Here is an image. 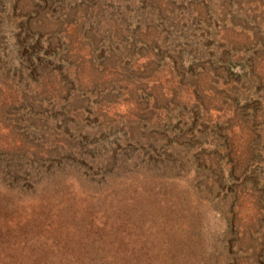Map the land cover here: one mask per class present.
I'll return each mask as SVG.
<instances>
[{
    "label": "rangeland",
    "instance_id": "obj_1",
    "mask_svg": "<svg viewBox=\"0 0 264 264\" xmlns=\"http://www.w3.org/2000/svg\"><path fill=\"white\" fill-rule=\"evenodd\" d=\"M96 28L109 37L107 42L119 38V48L134 54L124 63L127 69H116L117 54L100 64L104 53L95 49L105 39L89 44ZM158 36L162 49L154 41ZM180 51L194 64L189 72L210 71V86L204 76L200 81L194 74L186 77L193 88L183 99L193 114L180 122H158L147 104L162 93L161 77H171L170 57L176 61L174 70L180 68ZM226 65L232 66L227 74ZM223 72L231 88L238 82L258 86L261 103L258 99L253 107L254 120L247 118L248 107L237 106L234 115L225 106L232 100L229 86L222 93L214 89V75ZM251 73L258 74L260 85L252 78L246 81ZM113 78L121 81L110 87ZM249 139L260 141L262 165L248 163ZM232 145L236 156L228 152ZM237 156L246 169L234 171ZM167 160L181 170L168 171L173 165ZM155 165L166 171L150 172L148 167ZM2 167L23 173L54 167L72 182L68 190L60 188L58 198L69 194L68 202L79 203L98 190L89 182L114 173L111 189L129 196L130 205L113 197L76 212L69 203L62 218L84 223L94 216L133 219L135 229L145 234L150 219L181 216L188 230L194 226L195 246L189 232L176 234L185 247L168 251L167 260L186 264L187 259L177 261L186 251L192 264H264V224L254 221L264 189L253 180L256 176L250 178L264 171V0H0ZM142 174L180 175L174 202L157 203L147 191L151 187L141 184ZM126 176L129 180L121 184ZM48 188L55 193L54 185ZM71 235H85L77 249L86 254L113 252L108 241L93 243L92 235L103 238L100 231L87 234L75 228Z\"/></svg>",
    "mask_w": 264,
    "mask_h": 264
},
{
    "label": "trees",
    "instance_id": "obj_2",
    "mask_svg": "<svg viewBox=\"0 0 264 264\" xmlns=\"http://www.w3.org/2000/svg\"><path fill=\"white\" fill-rule=\"evenodd\" d=\"M94 28L95 26L93 29ZM97 29L98 28L95 30L97 32H93L94 39H89V44L95 45L93 43L94 40H106H104V43L102 41V44L95 49L97 53L98 51H103L104 53V58L101 60L100 64L103 63L104 65L109 57L117 54L119 55V61L115 62V64H118L120 67L116 69H120L121 67L127 69L126 64L130 63L128 60H132L134 54H132L130 50L119 48V38L107 42L109 37H106L105 33L103 35V32L100 35ZM162 39L163 37L158 36L154 40L155 44L160 46V49H162L160 43ZM119 49L122 52L121 54L118 53ZM171 50L169 51L170 54ZM177 57L181 58L180 61L177 60L178 65H180L177 72L181 71V76H178L177 72L174 70L176 65L175 58L168 57L173 64L167 69L168 75L171 77H161L164 84L162 93H156L153 103L147 104V107L151 108L149 112L154 113L153 117H156L158 122H162L161 118L169 122H175L177 120L180 122L184 117L193 114L187 109L189 103L185 102V99H183V95L186 96L187 90L193 88V85H189V79H191L192 74H194L193 79L198 81L204 76L207 81L205 84H208L209 80H211L209 75L210 71L205 69V67L189 72L194 64L190 61L191 59L189 60L183 55L182 51H180ZM199 64L203 66V62ZM88 65L92 73H95V71H93L95 68L91 64V59ZM226 67L227 68L224 70L227 74V69L229 72L232 66L226 65ZM249 75L246 81L252 78L251 80L257 81L254 85L257 83H259L257 85L261 84L258 81V74L251 73ZM186 77H189V79ZM113 80L114 81L108 83L110 87L121 81V79L115 78H113ZM216 81L218 82L217 84L215 83ZM99 82H101V80H99ZM212 84H216L214 89L219 90V93L224 92L226 87L229 86L226 82L224 72L221 76L214 75ZM221 84L225 86L224 89L218 87ZM146 85L148 84L146 83ZM257 87L258 86L247 87L246 83L241 85L240 82L235 83L234 88L232 87L233 89L229 86L227 88L228 91L232 90L233 92L229 95L232 97V100H226V102H230L231 104L225 103V106L233 108V110H235V112H233L234 115H236V109L239 110L237 106L242 105L243 108L248 107L250 108L247 110L249 116L247 117L246 114V117L251 119L250 121H252V118L254 120L257 115V109L255 110L253 107L258 103L259 99ZM155 89L157 90L158 88ZM140 100H142V98H140ZM259 103H261V99H259ZM218 112L220 111L218 110ZM248 142V150L251 153V155H248V163L262 165V163L259 162L261 160L260 141L257 142L249 139ZM228 152L232 154V156H236L238 150L232 145ZM171 155L176 159L175 162H178L175 153ZM241 159L242 157L237 156L234 162L231 163L234 167V171L238 170L240 167H242V170L243 168L246 169ZM167 161L169 164L173 165L171 169L167 168L168 171L171 170L172 172H176L181 170L177 169L178 165L176 166L173 161ZM116 166L117 164L112 165L113 169L111 171L114 173ZM126 166L130 169V166ZM148 169L149 171H161L162 173L166 171V168L162 167H160L159 171L156 165L148 167ZM52 170H54V167L45 173L33 169H31V171L27 170V173H23L18 169L0 168V264H175V261H172V263L170 260L166 259V257H168L166 254L168 251L174 252L175 249L181 251L183 242L176 234L183 236L185 233L189 232L186 236H188L190 240L193 239V246H195L196 235L194 226L193 224L189 225L191 230H188L187 224L179 220L181 216L174 220L167 218L159 220L150 219L151 223L146 228L147 232L145 234L135 229L136 226L133 224V219H119L118 217L116 219H107V216L106 219H96L97 217L94 216V219H88L87 223H84L83 219L64 220L62 216L63 213L66 212L69 203L73 205V210L76 209V212H86L88 209L87 207L93 204L98 205L106 201V199L114 201V199H112L113 197L117 200L118 204L130 205L132 202L125 193L119 194L117 189H111V179L109 180V178H113L112 176L114 173H110L108 176L103 175L100 182H89L88 186L96 184L98 190L94 191L86 200L81 201V203L68 202L69 194L61 198H58L57 194L62 186L68 190L72 185L71 178L62 171ZM259 174L260 175H258V172H255L250 175V178L256 176L253 180H255L258 186L261 185L262 188L260 189H264V171L262 170ZM228 175L232 177L231 172ZM129 177L130 176H126L121 184L125 181L127 182ZM170 177L171 178H168L166 174L152 177H150L149 174L138 176V178L142 179L141 184L144 187L147 184L151 187L147 189V191L155 194L157 203L162 206L174 202L173 200L176 198L174 190L180 187V183L182 182V177H180V175L172 174ZM52 185L55 187V193L51 195L49 194L48 187ZM80 188L91 189L92 187L80 185ZM40 189L42 190L40 191ZM138 190H141V187H139ZM174 206L176 205H171V207ZM258 208L259 219H254V221L264 224V197L260 199ZM87 213L89 214V212ZM88 216L93 218V215ZM75 228H78L81 233L85 231L87 234L88 230L90 232H94V230L100 231L103 238L92 235L93 243L103 240L108 241L110 243L108 246L113 249V252L103 253L102 251L100 253L90 252V254H86L80 251V249H77V246L82 245L83 241L81 240L85 235H81L79 239L71 235L72 230ZM183 239L185 240V238ZM170 240L171 243L168 246ZM187 245L189 246V244ZM178 258H180V260H177L178 262L187 259V264L189 261L186 251L182 252ZM189 263L192 264L190 261Z\"/></svg>",
    "mask_w": 264,
    "mask_h": 264
}]
</instances>
